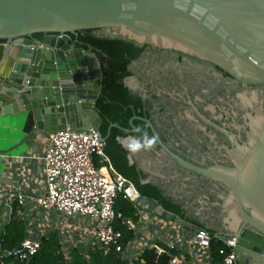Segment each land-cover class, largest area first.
Instances as JSON below:
<instances>
[{
	"label": "water",
	"instance_id": "1",
	"mask_svg": "<svg viewBox=\"0 0 264 264\" xmlns=\"http://www.w3.org/2000/svg\"><path fill=\"white\" fill-rule=\"evenodd\" d=\"M89 29L151 49L183 52L216 65L245 86L264 85V0H0V117L12 116L24 124L28 139L68 129L100 131L96 103L103 88L102 64L93 48L83 45L85 49L73 38ZM151 49L132 65L136 74L166 69ZM253 112L244 145L221 129L236 146L232 165L220 157L204 164L185 159L148 118L133 120L150 126L156 138L151 149L129 150L134 140L145 139L135 135L133 123L129 135L119 138L142 183L159 188L165 197L186 193L191 176L185 170L229 189L224 222L210 219L222 211L203 199L193 212L180 204L183 219L146 197L163 218L188 229L202 223L206 228H201L222 240L235 238L239 264H264V110L259 105ZM174 162L185 170L179 171Z\"/></svg>",
	"mask_w": 264,
	"mask_h": 264
},
{
	"label": "built area",
	"instance_id": "2",
	"mask_svg": "<svg viewBox=\"0 0 264 264\" xmlns=\"http://www.w3.org/2000/svg\"><path fill=\"white\" fill-rule=\"evenodd\" d=\"M105 146L97 129H68L51 133L41 153H0L7 164L0 175L1 264L30 260L53 232L60 235L66 253L81 246L76 241L80 234L87 237L81 246L86 251L113 248L132 262L154 251L158 259L169 255L168 264H239L235 238L222 240L209 230L188 229L160 216L152 201L115 168ZM120 196L131 202L136 220L116 209ZM119 218L134 234L125 248L123 232L115 226ZM15 219L24 223L26 235L20 244L4 247L6 227ZM215 238L224 242L217 262L211 253Z\"/></svg>",
	"mask_w": 264,
	"mask_h": 264
},
{
	"label": "flooded vegetation",
	"instance_id": "3",
	"mask_svg": "<svg viewBox=\"0 0 264 264\" xmlns=\"http://www.w3.org/2000/svg\"><path fill=\"white\" fill-rule=\"evenodd\" d=\"M151 50L158 52L166 69L150 74H136L131 69L132 75L125 79V84L134 96L146 102L160 137L173 143L170 147L193 163H211V157H220L232 165L230 156L236 146L221 129L240 145L248 141L249 114H254L253 108L259 105L264 110V85L245 86L216 65L183 52L158 47ZM168 52L174 54L164 56ZM174 163L179 171L185 170ZM185 171L191 176L186 193L179 198L166 196L185 206L188 212L201 205L200 199L211 209L222 211L229 189L203 175ZM228 217V212L222 211L210 219L224 222Z\"/></svg>",
	"mask_w": 264,
	"mask_h": 264
},
{
	"label": "trees",
	"instance_id": "4",
	"mask_svg": "<svg viewBox=\"0 0 264 264\" xmlns=\"http://www.w3.org/2000/svg\"><path fill=\"white\" fill-rule=\"evenodd\" d=\"M99 29L80 31L73 38L80 44L91 47L98 55L103 68V88L96 106L102 117L100 131L106 141L105 151L110 156L116 169L124 176L132 180L143 195L156 199L167 210L187 219L186 213L180 204L172 202L164 196L163 192L152 184H143L140 174L135 166L129 164V152L120 143L119 138L129 135L133 125L136 126L135 135L138 137H154L150 126L135 116L150 119L151 113L147 110L146 102L141 97L134 96L124 80L132 75V65L140 60L149 45H140L132 40L111 35H97ZM116 209L123 212L126 217L137 219L135 210L130 201L120 196L116 201ZM115 226L123 232V247L133 238L124 222L117 219ZM197 226L205 227L198 223ZM206 228V227H205ZM208 229V228H207ZM213 232L212 230H210ZM214 233V232H213ZM26 228L24 223L15 219L6 227L3 246L14 247L24 239ZM224 247V242L215 238L211 245V253L214 262L220 261L222 256L219 249ZM173 251V253H175ZM170 256L165 254L157 257L154 251H147L137 261H129L123 257L121 251L110 249L109 251L91 247L87 251L81 246L71 247L68 253L63 249L61 237L53 232L43 240L40 251L30 260H11V264H142V260L149 264H168ZM157 261V262H156ZM1 264V263H0Z\"/></svg>",
	"mask_w": 264,
	"mask_h": 264
},
{
	"label": "crops",
	"instance_id": "5",
	"mask_svg": "<svg viewBox=\"0 0 264 264\" xmlns=\"http://www.w3.org/2000/svg\"><path fill=\"white\" fill-rule=\"evenodd\" d=\"M80 46L88 49L83 45ZM49 141L50 134H35L28 139V134L24 131V124L17 122L12 116L0 117V153L13 155L41 153ZM6 167V161L0 157V175L4 173ZM216 234L218 235V233Z\"/></svg>",
	"mask_w": 264,
	"mask_h": 264
},
{
	"label": "clouds",
	"instance_id": "6",
	"mask_svg": "<svg viewBox=\"0 0 264 264\" xmlns=\"http://www.w3.org/2000/svg\"><path fill=\"white\" fill-rule=\"evenodd\" d=\"M156 143V138L153 137L151 139H148L147 136H145V139L143 140V142H141L140 140H134L133 143L131 145H129V150L132 152L138 151L141 148L144 149H151Z\"/></svg>",
	"mask_w": 264,
	"mask_h": 264
},
{
	"label": "rangeland",
	"instance_id": "7",
	"mask_svg": "<svg viewBox=\"0 0 264 264\" xmlns=\"http://www.w3.org/2000/svg\"><path fill=\"white\" fill-rule=\"evenodd\" d=\"M76 235V234H75ZM74 235V237H76ZM81 235L80 234H77V238H78V240H76L81 246H84V244H83V242H85L86 241V239H87V237H83V235H82V237H80ZM74 241H75V239H74ZM86 243V242H85Z\"/></svg>",
	"mask_w": 264,
	"mask_h": 264
}]
</instances>
